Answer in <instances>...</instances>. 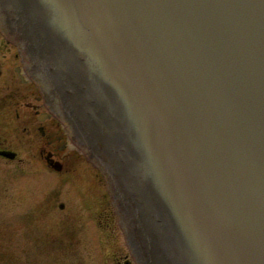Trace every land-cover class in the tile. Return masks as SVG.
<instances>
[{"label":"water","instance_id":"water-1","mask_svg":"<svg viewBox=\"0 0 264 264\" xmlns=\"http://www.w3.org/2000/svg\"><path fill=\"white\" fill-rule=\"evenodd\" d=\"M0 29L139 264H264V0H0Z\"/></svg>","mask_w":264,"mask_h":264},{"label":"rangeland","instance_id":"rangeland-1","mask_svg":"<svg viewBox=\"0 0 264 264\" xmlns=\"http://www.w3.org/2000/svg\"><path fill=\"white\" fill-rule=\"evenodd\" d=\"M11 49L26 83L13 70L11 84L20 91L0 85V108L6 113L0 115V146L18 153L16 159L0 155V264H137L103 171L72 144L63 125L67 141L62 147L61 141L56 144L63 169L51 167V146L35 116L20 112L18 117L13 111L31 108L49 114L17 47Z\"/></svg>","mask_w":264,"mask_h":264},{"label":"flooded vegetation","instance_id":"flooded-vegetation-1","mask_svg":"<svg viewBox=\"0 0 264 264\" xmlns=\"http://www.w3.org/2000/svg\"><path fill=\"white\" fill-rule=\"evenodd\" d=\"M14 49V44L8 40L1 32H0V85L3 84L8 91H10V89L15 90L16 92H19V86L16 84H11V82L13 81L12 76L14 73L13 70H16V72L19 75V78L21 79V81L25 82V74L24 71L22 70V67L19 65H14L13 64V51L12 48ZM17 55L18 52L16 51ZM22 65V64H21ZM24 69V68H23ZM11 71V72H10ZM2 108H0V115H6L5 112H1ZM13 111L18 112L17 116L20 117L21 113H27L30 112L31 115L36 118V121L38 122L36 124V126L39 128L41 135L44 136V138H47V142H49V145L51 146L50 150H49V159L47 157V163H49V165L51 167L54 168V166L52 165V160L55 158L56 160L58 159L56 157V154L59 152L58 149L56 148V144L61 141L62 142V146L65 145L66 143V138H65V133H62V124L56 119V120H52L53 117L50 116L48 113H42V112H38L39 110H35V109H31V108H26V109H13ZM51 120L50 121V125L46 124L47 120ZM53 125V128H52ZM56 130H58L59 132H56ZM29 131V130H28ZM30 132V131H29ZM31 135V134H30ZM60 144V143H59ZM0 149H4L0 146ZM43 149V147H42ZM41 149V151H42ZM2 156V155H1ZM18 156V153L16 154V156L12 159H16ZM4 157V156H2ZM6 159H9L7 157H5ZM53 158V159H52ZM61 169H63V163H61Z\"/></svg>","mask_w":264,"mask_h":264},{"label":"bare ground","instance_id":"bare-ground-1","mask_svg":"<svg viewBox=\"0 0 264 264\" xmlns=\"http://www.w3.org/2000/svg\"><path fill=\"white\" fill-rule=\"evenodd\" d=\"M26 62H27V60H26ZM28 64H30V66H33V64L31 62L30 63L28 62Z\"/></svg>","mask_w":264,"mask_h":264}]
</instances>
